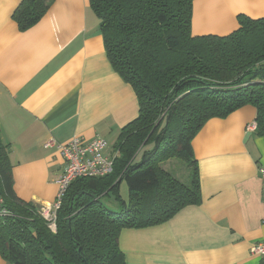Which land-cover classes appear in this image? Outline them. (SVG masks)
<instances>
[{"label":"crops","instance_id":"1","mask_svg":"<svg viewBox=\"0 0 264 264\" xmlns=\"http://www.w3.org/2000/svg\"><path fill=\"white\" fill-rule=\"evenodd\" d=\"M20 1L0 0V134L16 194L41 206L55 200L64 162L47 141L102 137L103 154L114 155L139 104L106 55L89 0H54L22 31L13 19ZM240 14L264 17V0H195L192 32L229 34L239 27ZM255 118L256 109L246 105L204 124L192 140L201 203L168 222L123 229L119 243L127 264H262L250 252L264 240L258 169L264 137L246 131ZM0 264L13 263L0 257Z\"/></svg>","mask_w":264,"mask_h":264},{"label":"trees","instance_id":"2","mask_svg":"<svg viewBox=\"0 0 264 264\" xmlns=\"http://www.w3.org/2000/svg\"><path fill=\"white\" fill-rule=\"evenodd\" d=\"M53 1L21 0L13 13L19 29L37 23ZM194 1L89 0L106 55L137 96L138 115L121 129L113 171L71 183L56 231L38 205L16 194L0 134V196L7 210L0 213V257L13 264H127L119 243L123 229L159 225L201 203L192 140L209 119L251 105L256 134L264 137V17L240 14L229 34L194 35ZM174 158L191 169L190 182L163 167ZM105 195L119 208L105 205Z\"/></svg>","mask_w":264,"mask_h":264},{"label":"built area","instance_id":"3","mask_svg":"<svg viewBox=\"0 0 264 264\" xmlns=\"http://www.w3.org/2000/svg\"><path fill=\"white\" fill-rule=\"evenodd\" d=\"M257 122L253 120L246 126L247 132H256ZM107 146L106 139L96 137L86 141L81 136L73 137L67 143H58L50 139L45 144L47 148H55L63 158V169L56 179L58 192L52 203L39 206L40 214L46 219L51 230L56 231L57 210L71 183L81 177H104L113 171L115 155H104ZM259 174L262 183V200L264 204V166H259ZM3 199L0 196V213L6 214L7 210L2 206ZM252 255L261 258L264 264V240L258 241L250 247Z\"/></svg>","mask_w":264,"mask_h":264},{"label":"rangeland","instance_id":"4","mask_svg":"<svg viewBox=\"0 0 264 264\" xmlns=\"http://www.w3.org/2000/svg\"><path fill=\"white\" fill-rule=\"evenodd\" d=\"M144 150L141 152L140 156H138L136 162H139L141 160L142 158L141 156ZM163 166L166 169H168L172 174H174L176 177H178L181 181L186 183L190 182L192 171H190L188 165L183 160L176 158L170 159L168 161L163 162ZM121 196L125 201L129 199V189L125 181L121 184ZM102 202L105 205H107L109 208H112L117 204L120 206L119 202L116 201V199L112 195H105L104 197H102Z\"/></svg>","mask_w":264,"mask_h":264}]
</instances>
